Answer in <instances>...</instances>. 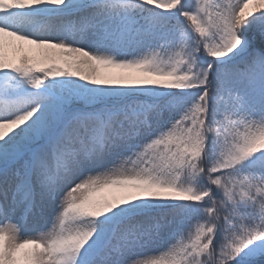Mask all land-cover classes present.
I'll return each instance as SVG.
<instances>
[{
	"label": "snow or ice",
	"instance_id": "snow-or-ice-1",
	"mask_svg": "<svg viewBox=\"0 0 264 264\" xmlns=\"http://www.w3.org/2000/svg\"><path fill=\"white\" fill-rule=\"evenodd\" d=\"M0 264H264V0H0Z\"/></svg>",
	"mask_w": 264,
	"mask_h": 264
}]
</instances>
